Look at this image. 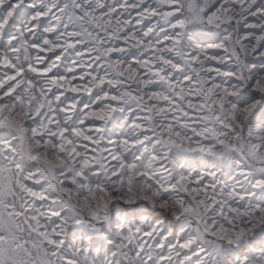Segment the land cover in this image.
<instances>
[{
  "label": "snow or ice",
  "instance_id": "obj_1",
  "mask_svg": "<svg viewBox=\"0 0 264 264\" xmlns=\"http://www.w3.org/2000/svg\"><path fill=\"white\" fill-rule=\"evenodd\" d=\"M0 264H264V0H0Z\"/></svg>",
  "mask_w": 264,
  "mask_h": 264
}]
</instances>
